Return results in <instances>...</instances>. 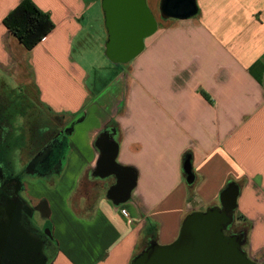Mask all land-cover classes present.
Returning <instances> with one entry per match:
<instances>
[{
    "label": "crops",
    "instance_id": "0c3cea01",
    "mask_svg": "<svg viewBox=\"0 0 264 264\" xmlns=\"http://www.w3.org/2000/svg\"><path fill=\"white\" fill-rule=\"evenodd\" d=\"M22 1L0 0V82L34 85L40 103L71 126L59 171L26 180L52 230V264H131L149 243H173L188 215L220 207L231 185V229L244 232L242 249L264 264V0H197L187 20L162 18L161 0H147L158 29L143 52L127 68L108 61L92 76L73 51L87 36L105 55L103 15L86 23L101 0H32L54 29L31 51L3 24ZM91 77L102 93L94 100L85 92ZM106 130L118 142L117 164L137 177L120 205L107 196L116 177L93 176Z\"/></svg>",
    "mask_w": 264,
    "mask_h": 264
},
{
    "label": "water",
    "instance_id": "95a60500",
    "mask_svg": "<svg viewBox=\"0 0 264 264\" xmlns=\"http://www.w3.org/2000/svg\"><path fill=\"white\" fill-rule=\"evenodd\" d=\"M107 31L105 57L114 65H125L144 50L145 39L158 29V23L147 0H101ZM197 0H161L164 19L187 20L198 14ZM100 159L93 176H115L108 198L120 205L129 200L137 177L130 168L117 164L118 142L107 130L95 143ZM186 183L195 181L192 162L183 164ZM238 191L231 185L220 195V207L194 212L183 221L178 238L169 245L151 246L134 258L131 264H258L242 249L243 235H227L234 222Z\"/></svg>",
    "mask_w": 264,
    "mask_h": 264
},
{
    "label": "flooded vegetation",
    "instance_id": "af4514ba",
    "mask_svg": "<svg viewBox=\"0 0 264 264\" xmlns=\"http://www.w3.org/2000/svg\"><path fill=\"white\" fill-rule=\"evenodd\" d=\"M67 126L47 135L48 129L39 128L35 134V126L29 125V156L22 173H15L10 161L12 131L0 126V147L6 148L3 155L0 151V264H52V230L41 214L44 205L27 195L26 180L59 171L68 144ZM226 232L243 235V231L231 227Z\"/></svg>",
    "mask_w": 264,
    "mask_h": 264
},
{
    "label": "rangeland",
    "instance_id": "374dc122",
    "mask_svg": "<svg viewBox=\"0 0 264 264\" xmlns=\"http://www.w3.org/2000/svg\"><path fill=\"white\" fill-rule=\"evenodd\" d=\"M89 13L86 23L100 18L102 15L104 18L101 2H99ZM85 39L88 42L86 46L75 45L73 59L82 66L90 76H92L94 69L106 68L110 65L104 55V50L95 43L96 40L94 38H88L87 36H85ZM127 64L124 65L125 68H127ZM110 77L113 78L112 76H109V78ZM93 81L94 79L92 78L85 86V92L87 93L88 99H96L94 94L97 95L96 91L100 89V86L98 84L94 85ZM7 84L0 82V95L2 98H7L9 101L8 108L11 114L12 136L10 138L9 156L11 158L10 161L14 172L22 173L23 166L26 164L29 156L27 153L29 125L35 126V134H37L39 128L43 127L48 129L47 135H50L52 131L58 129L64 130L65 126L69 123L68 120H65L63 117L53 115L52 111H49L40 103L34 85L29 83L21 84V86H16L13 83ZM72 86L73 91H76V85L73 84ZM114 90L118 91L117 85L112 87V89L109 88L107 93L113 92ZM78 91L79 93H84L80 88H78ZM100 95H102V93ZM100 95L98 94L97 96L99 97ZM93 100H89L88 103L93 102ZM81 125L86 127V124ZM84 127L81 126L80 129ZM67 128L70 129L71 126H67ZM84 141V134L78 132V145H83ZM32 201L35 202L34 200ZM260 264H263V262H260Z\"/></svg>",
    "mask_w": 264,
    "mask_h": 264
},
{
    "label": "trees",
    "instance_id": "16d2710c",
    "mask_svg": "<svg viewBox=\"0 0 264 264\" xmlns=\"http://www.w3.org/2000/svg\"><path fill=\"white\" fill-rule=\"evenodd\" d=\"M3 24L28 51L33 50L54 29V24L49 16L41 12L32 0H23L4 18ZM121 69L122 66L115 67L113 70L109 71V76L115 78L120 73ZM113 78L107 77L106 80L104 79L105 84L107 85L113 80ZM8 107L9 101L7 98H2L0 95V126L6 127V132L12 131L11 114ZM5 149L0 147L2 155L4 154ZM66 152L67 146L63 152L64 157ZM189 157L190 154L187 153L184 156V161ZM226 234L228 233L226 232ZM151 244L152 243H149L145 250L148 249ZM137 256H135V258Z\"/></svg>",
    "mask_w": 264,
    "mask_h": 264
}]
</instances>
